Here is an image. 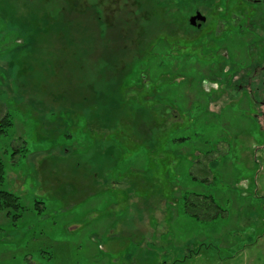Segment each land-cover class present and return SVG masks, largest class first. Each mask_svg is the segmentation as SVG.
<instances>
[{
  "label": "rangeland",
  "instance_id": "374dc122",
  "mask_svg": "<svg viewBox=\"0 0 264 264\" xmlns=\"http://www.w3.org/2000/svg\"><path fill=\"white\" fill-rule=\"evenodd\" d=\"M26 10L49 31L25 30ZM192 10L0 0V188L26 207L15 224L0 212V264H264V132L201 81L210 27L190 30ZM144 74L152 92L135 93ZM186 192L205 196H190L198 220Z\"/></svg>",
  "mask_w": 264,
  "mask_h": 264
},
{
  "label": "flooded vegetation",
  "instance_id": "af4514ba",
  "mask_svg": "<svg viewBox=\"0 0 264 264\" xmlns=\"http://www.w3.org/2000/svg\"><path fill=\"white\" fill-rule=\"evenodd\" d=\"M194 1L190 0V30L198 34L210 27L209 75L203 81L207 91L221 88L222 99L230 94L236 110L252 116L264 132V0H200L199 4L198 0L196 6ZM198 14L204 19L191 22Z\"/></svg>",
  "mask_w": 264,
  "mask_h": 264
},
{
  "label": "trees",
  "instance_id": "16d2710c",
  "mask_svg": "<svg viewBox=\"0 0 264 264\" xmlns=\"http://www.w3.org/2000/svg\"><path fill=\"white\" fill-rule=\"evenodd\" d=\"M25 9H27L25 7ZM16 20L19 21V24H23L26 29H29L31 31L34 32H41V30L44 29L48 30V27L50 25V23L48 22V19H43L42 21L39 20H34V16H33V12H31V10H26V13H21L20 16H16ZM46 18H49L48 16ZM36 30V31H35ZM49 31V30H48ZM196 36V35H195ZM195 41V40H194ZM183 44V43H182ZM186 44V43H185ZM189 50H192L193 48V52L196 49V47H194V42L192 40V43H189L187 45ZM201 57L206 58V60L209 58L206 46L203 45V48L200 50ZM185 55V54H184ZM186 56H190L189 53H186ZM198 56V55H197ZM146 60H144V64L146 63ZM203 60V58H202ZM140 63V62H139ZM147 64V63H146ZM185 68V67H184ZM183 68V70H184ZM186 74H182V76H185ZM144 77L141 78V81L139 80V84L136 86V88H133V91L136 93V91L140 90V88H143L144 92L150 90L151 91V86L150 84H147L145 81V77L146 75H143ZM177 77L179 78V74L177 75ZM173 76L170 75L167 76V73L163 72L162 75L160 74V76L154 77L152 80L156 81V84L158 85V89L162 90L164 88H167L168 86H171L173 84ZM206 78L205 76L201 78V81H205ZM175 84V82H174ZM130 107L133 108V106H131L132 104H128ZM128 108V110H130L131 108ZM135 107V106H134ZM132 114V112H130ZM128 114V115H131ZM164 114H168V112H164ZM111 121V120H108ZM127 123V124H131V119L128 117H125L123 120H120L118 123ZM151 121H147L144 120L143 126L144 130L143 132L140 131V134H142V138L144 140V144H153L151 143L153 140H156V138H158L156 131L158 130V128L153 127L152 125H150ZM12 126V119L10 117L7 116V118H5L4 120L0 121V133L6 134L8 132V130L10 129V127ZM163 127V125H162ZM142 129V128H141ZM188 138H179L177 142L181 143V142H185ZM156 145H154L153 147V151L155 150ZM14 157H16L18 155V151H14L13 153ZM5 178H6V167L5 164L3 162V156L0 154V186L2 184H4L5 182ZM194 180H196L197 178L193 177ZM187 194V193H186ZM189 196V197H188ZM195 197L197 199H201V198H205V196H201V195H195V194H187L186 195V201L188 202V210L187 213H190L192 215V217H194L195 219H200L201 217L199 215H197L196 213H194V209L200 211L198 208H196V205L191 204L192 202L190 201L191 197ZM190 202V203H189ZM37 204H42L41 202H37ZM190 206H192L193 208L191 209ZM217 209V207H215ZM26 211V207H24L21 203V198L19 195H16L13 192H10L9 190H4L0 188V212L5 213L6 217L13 222L14 224L23 217L24 212ZM190 211V212H189Z\"/></svg>",
  "mask_w": 264,
  "mask_h": 264
},
{
  "label": "water",
  "instance_id": "95a60500",
  "mask_svg": "<svg viewBox=\"0 0 264 264\" xmlns=\"http://www.w3.org/2000/svg\"><path fill=\"white\" fill-rule=\"evenodd\" d=\"M204 19L200 14H198L196 17L192 18L191 22L197 20V19Z\"/></svg>",
  "mask_w": 264,
  "mask_h": 264
},
{
  "label": "crops",
  "instance_id": "0c3cea01",
  "mask_svg": "<svg viewBox=\"0 0 264 264\" xmlns=\"http://www.w3.org/2000/svg\"><path fill=\"white\" fill-rule=\"evenodd\" d=\"M192 179L194 180V178L192 177ZM187 193V192H186ZM187 218H193V219H195L194 217H192V215L189 213L188 214V217ZM159 244H161V242H159ZM166 248V247H165Z\"/></svg>",
  "mask_w": 264,
  "mask_h": 264
}]
</instances>
